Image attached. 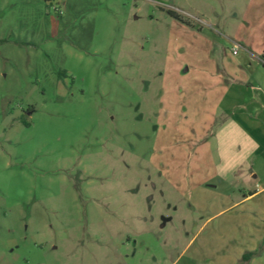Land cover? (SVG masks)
<instances>
[{
  "label": "rangeland",
  "instance_id": "obj_1",
  "mask_svg": "<svg viewBox=\"0 0 264 264\" xmlns=\"http://www.w3.org/2000/svg\"><path fill=\"white\" fill-rule=\"evenodd\" d=\"M263 17L0 0V264H264Z\"/></svg>",
  "mask_w": 264,
  "mask_h": 264
},
{
  "label": "crops",
  "instance_id": "obj_2",
  "mask_svg": "<svg viewBox=\"0 0 264 264\" xmlns=\"http://www.w3.org/2000/svg\"><path fill=\"white\" fill-rule=\"evenodd\" d=\"M261 20H262V23H264V17ZM234 47L238 48L239 45L236 44ZM251 48H252V46H250L248 51H246L247 52V54H246L247 60L252 61L253 63H255V65L261 66L262 69L259 71H262V73H264V49H261L260 53L257 54L255 52L251 51L250 50ZM235 55H237V54H235ZM239 64L241 66V63H239ZM254 194L255 193H249L245 198H249V197L251 198ZM170 264H175V261L171 262Z\"/></svg>",
  "mask_w": 264,
  "mask_h": 264
},
{
  "label": "trees",
  "instance_id": "obj_3",
  "mask_svg": "<svg viewBox=\"0 0 264 264\" xmlns=\"http://www.w3.org/2000/svg\"><path fill=\"white\" fill-rule=\"evenodd\" d=\"M250 257H251V254L250 253H247V254L244 255L243 259L248 260Z\"/></svg>",
  "mask_w": 264,
  "mask_h": 264
},
{
  "label": "built area",
  "instance_id": "obj_4",
  "mask_svg": "<svg viewBox=\"0 0 264 264\" xmlns=\"http://www.w3.org/2000/svg\"><path fill=\"white\" fill-rule=\"evenodd\" d=\"M233 54H235L236 53V50H233V52H232Z\"/></svg>",
  "mask_w": 264,
  "mask_h": 264
}]
</instances>
